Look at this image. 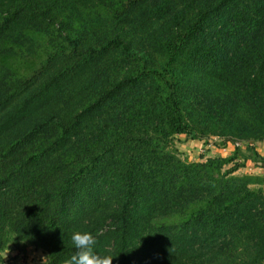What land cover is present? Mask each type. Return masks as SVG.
<instances>
[{
  "label": "trees",
  "instance_id": "1",
  "mask_svg": "<svg viewBox=\"0 0 264 264\" xmlns=\"http://www.w3.org/2000/svg\"><path fill=\"white\" fill-rule=\"evenodd\" d=\"M179 135L264 142V0H0V264H264L263 158Z\"/></svg>",
  "mask_w": 264,
  "mask_h": 264
},
{
  "label": "rangeland",
  "instance_id": "2",
  "mask_svg": "<svg viewBox=\"0 0 264 264\" xmlns=\"http://www.w3.org/2000/svg\"><path fill=\"white\" fill-rule=\"evenodd\" d=\"M253 145V142L247 145L244 142H227V140L212 136L200 141L185 135L176 136L172 144L173 151L188 163L206 162L210 158H227L233 156L238 149L244 154L245 158L246 147H252ZM238 164L245 165V161L239 159ZM231 167L232 165L228 166L227 169ZM235 175H245V167L241 168ZM45 260L46 255L34 248L28 247L26 251H18L12 248L3 254L2 264H43Z\"/></svg>",
  "mask_w": 264,
  "mask_h": 264
},
{
  "label": "clouds",
  "instance_id": "3",
  "mask_svg": "<svg viewBox=\"0 0 264 264\" xmlns=\"http://www.w3.org/2000/svg\"><path fill=\"white\" fill-rule=\"evenodd\" d=\"M71 241L75 252L64 261V264H113V258L110 255L94 250L97 240L91 233L74 232L71 235Z\"/></svg>",
  "mask_w": 264,
  "mask_h": 264
},
{
  "label": "crops",
  "instance_id": "4",
  "mask_svg": "<svg viewBox=\"0 0 264 264\" xmlns=\"http://www.w3.org/2000/svg\"><path fill=\"white\" fill-rule=\"evenodd\" d=\"M252 147L255 149L256 153L264 160V142L254 144ZM249 156L250 154L246 151L245 157L247 158ZM263 164L264 163L257 164L253 162L251 159H248L247 163H245V175L258 176L262 178L264 181V165ZM263 188H264V185H263Z\"/></svg>",
  "mask_w": 264,
  "mask_h": 264
},
{
  "label": "built area",
  "instance_id": "5",
  "mask_svg": "<svg viewBox=\"0 0 264 264\" xmlns=\"http://www.w3.org/2000/svg\"><path fill=\"white\" fill-rule=\"evenodd\" d=\"M237 146H239V144H237Z\"/></svg>",
  "mask_w": 264,
  "mask_h": 264
}]
</instances>
